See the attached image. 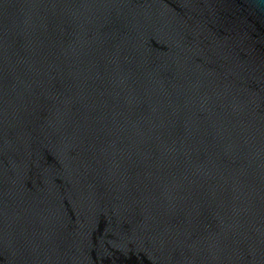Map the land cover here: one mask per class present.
Masks as SVG:
<instances>
[{"label": "water", "instance_id": "obj_1", "mask_svg": "<svg viewBox=\"0 0 264 264\" xmlns=\"http://www.w3.org/2000/svg\"><path fill=\"white\" fill-rule=\"evenodd\" d=\"M0 264H264V0H0Z\"/></svg>", "mask_w": 264, "mask_h": 264}]
</instances>
